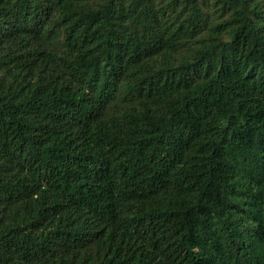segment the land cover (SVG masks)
<instances>
[{
	"label": "trees",
	"instance_id": "1",
	"mask_svg": "<svg viewBox=\"0 0 264 264\" xmlns=\"http://www.w3.org/2000/svg\"><path fill=\"white\" fill-rule=\"evenodd\" d=\"M0 264H264V0H0Z\"/></svg>",
	"mask_w": 264,
	"mask_h": 264
}]
</instances>
